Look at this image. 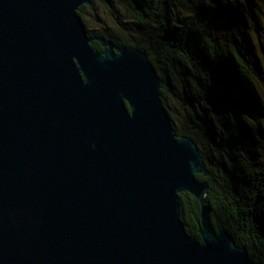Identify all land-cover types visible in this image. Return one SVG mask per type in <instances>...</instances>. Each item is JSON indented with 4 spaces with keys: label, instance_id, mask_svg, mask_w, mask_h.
Instances as JSON below:
<instances>
[{
    "label": "water",
    "instance_id": "obj_1",
    "mask_svg": "<svg viewBox=\"0 0 264 264\" xmlns=\"http://www.w3.org/2000/svg\"><path fill=\"white\" fill-rule=\"evenodd\" d=\"M92 5L0 0V264H258L213 227L209 170L149 56L90 36Z\"/></svg>",
    "mask_w": 264,
    "mask_h": 264
},
{
    "label": "trees",
    "instance_id": "obj_2",
    "mask_svg": "<svg viewBox=\"0 0 264 264\" xmlns=\"http://www.w3.org/2000/svg\"><path fill=\"white\" fill-rule=\"evenodd\" d=\"M264 0H93L79 14L90 36L145 52L178 137L199 146L209 176L213 227L264 264V100L256 37ZM93 11L94 26L86 19ZM104 14L106 19L100 15ZM91 46L103 51L101 43ZM184 112L183 126L170 104ZM259 149V150H258ZM181 219L201 240V204L181 196Z\"/></svg>",
    "mask_w": 264,
    "mask_h": 264
},
{
    "label": "rangeland",
    "instance_id": "obj_3",
    "mask_svg": "<svg viewBox=\"0 0 264 264\" xmlns=\"http://www.w3.org/2000/svg\"><path fill=\"white\" fill-rule=\"evenodd\" d=\"M86 12H87L86 19L90 21L91 26L93 27L94 26V22H93L94 19L92 16L93 11L87 9ZM100 15H102L106 19V17L104 16L102 12H100ZM261 22L263 23V28L260 30L259 34H255V37H256L255 52L258 57V62L260 64V70H261V72H259L260 75L256 77V80H257L258 86L260 87L262 98L264 100V4L262 5V8H261ZM169 102L172 105L178 117V121H177L178 125L181 124L183 126L185 111H183L172 99H170ZM263 157H264V149L259 150V154L256 156V158L258 160V159H262Z\"/></svg>",
    "mask_w": 264,
    "mask_h": 264
}]
</instances>
